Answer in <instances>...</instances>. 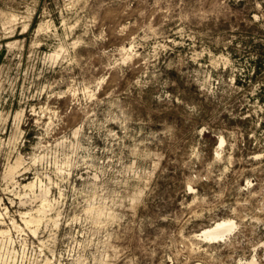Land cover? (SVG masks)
<instances>
[{
    "label": "rangeland",
    "instance_id": "rangeland-1",
    "mask_svg": "<svg viewBox=\"0 0 264 264\" xmlns=\"http://www.w3.org/2000/svg\"><path fill=\"white\" fill-rule=\"evenodd\" d=\"M0 114V264H264V0H0Z\"/></svg>",
    "mask_w": 264,
    "mask_h": 264
},
{
    "label": "bare ground",
    "instance_id": "bare-ground-1",
    "mask_svg": "<svg viewBox=\"0 0 264 264\" xmlns=\"http://www.w3.org/2000/svg\"><path fill=\"white\" fill-rule=\"evenodd\" d=\"M14 15L12 17L13 20H14ZM8 20H10V19H8ZM59 51H61V50H59ZM59 53L60 52H54V53L50 54L48 57L51 60H55V59H57L61 55V54L59 55ZM22 115H23V112H16L15 113V116H14V119H15L14 121L16 122L15 134L13 136V140L14 141L17 140V135L20 132L19 123L21 121V118L23 117ZM0 117H1V114H0ZM77 129H76V131L74 133H76L79 130V129L78 130ZM223 143H224V139L221 137V139H220V146H222ZM32 161H33V165H36L37 163H39L40 161H42V158L39 157V155L38 156L36 155V156H33L32 157ZM21 169H24V171L27 170V168L24 167V158L22 157L21 154H18L12 162H10V163L7 164L6 169H5V172H4V175H3L4 176V179H6V181H7V179H9L10 182H14V185L18 184L17 181H15V177H16V175L19 173V171ZM41 180H39L38 178H36L35 180L33 179L32 181H28V183L26 182V184H23L21 186L22 187V190L24 191L23 198H26V200H24L23 198H21L19 196V194L17 193L18 196H19V198H20V204L21 205H25L27 202L31 205L35 201H40V207H37L36 206L37 207L36 210L35 209H34L35 211L32 210L34 212H32L31 210L29 211V209H28V211L20 212L19 213L20 218H21L20 220L24 223L23 225H25L26 227H28V230L30 228L31 233L33 235H36V236H37V232H38V229H39L40 225L42 224V222H44L43 221L44 220L43 218L46 217V212L48 210L51 211V209L52 210L54 209V208H51L52 207L51 200L49 201V198H48V196L50 195V194L48 195L49 188L46 187V185L44 186L42 184V181ZM37 189L39 190V193L38 194H36L37 193L36 192ZM21 199H23L24 201H22ZM53 205H54V203H53ZM96 213H97L96 214L97 216L101 215L100 214V210L97 211ZM48 214H49V211H48ZM48 218H50V217L47 216V219ZM52 220H54V219H52ZM10 221H11L10 223H11V225H12V227H13L14 230H16L18 232L22 230L21 225H18L14 219H11ZM46 221L48 222V220H46ZM49 221H51V220L49 219ZM54 221H56V220H54ZM51 226H53V225H51ZM55 226H57V223H55ZM235 228H236V223H235L234 220H232L230 218H222V219H219V220L215 221L213 224H211V225H209V226L204 227L203 229H201L196 234V236L198 238H200V239H203V240H214V241L217 240V241H219V240L224 239V237L228 236V234L231 233ZM0 235L2 237H4L9 243H12L11 227H8L6 229L5 228L4 229H0ZM38 240H39V238H38ZM39 244H41L42 247L44 245V243L41 242V240H40V243ZM249 264H257L256 259L255 258H252V260L249 261Z\"/></svg>",
    "mask_w": 264,
    "mask_h": 264
}]
</instances>
